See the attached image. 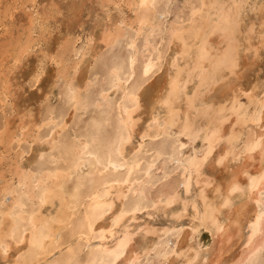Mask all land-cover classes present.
Masks as SVG:
<instances>
[{
    "label": "bare ground",
    "instance_id": "1",
    "mask_svg": "<svg viewBox=\"0 0 264 264\" xmlns=\"http://www.w3.org/2000/svg\"><path fill=\"white\" fill-rule=\"evenodd\" d=\"M99 1L97 3H101V5L111 4L121 13H123L122 9L125 8L126 12L129 13L121 16L112 24L104 26L101 33L98 34V41L105 50H109L114 44L121 41L127 52L123 56L107 57L94 47L96 51L90 50L89 57L92 62L90 70L96 69L94 65H96L97 56H104L108 68L99 67L101 74L95 71L92 73L93 77L99 75L100 81L103 82L104 76L111 71L115 59L122 75L134 72L136 81L146 79L148 83L153 75L161 70V67L163 69L162 61L165 58L164 54L167 47L173 48L171 56H167V68L163 74L162 83L157 81V83L159 82L157 85H160L155 87L153 92L155 113L159 118L160 126L159 128L156 125L150 126V120L153 118L152 105L144 109L141 105L140 108L131 113L132 118L137 121L136 124L126 130L120 120L121 110L115 107L120 105L124 97L123 91L108 90L107 95L110 99L107 103L96 105L95 96L99 95V91L95 89L92 107L96 111V116L90 115L92 117L88 121L85 119L82 126L73 125V121L78 118L77 115H80L81 112L83 114L84 111L77 112L74 107H68L63 101L67 110H71L70 118L67 117L71 120L72 125L64 121L65 111L56 113L52 107L48 106L47 111L44 109L46 113L43 119L38 120L39 123L34 120L35 122L29 126L30 128L27 124L25 127L23 121L21 122L23 118L19 120L17 125L15 124L16 128L13 132H10V129L13 130L14 128L7 127L9 124L7 122L0 127V243L9 246V252L13 251V254L11 252V255L8 254L7 261L9 264H110L114 260L110 253L114 249L120 248L122 241L126 243L124 247L120 248L121 255L119 259L115 260V264H118V260L120 264L121 262L123 264H136L139 258L148 255L153 249L155 251L152 252L162 256V259H166L169 253L162 246L157 248V242L161 236L173 231L175 225L164 228L161 226V229H157L150 227L151 225L148 226L147 223L142 224V228L132 223L137 220L136 214L138 212L150 207L156 212L160 211L169 215L174 220L188 216V219L190 218V224H188L191 236H194L200 227L210 231L211 235L214 236L220 231L215 225H220L223 230L217 235L220 240L217 239L216 245L220 244L222 247L218 245L217 253L215 252L214 255L210 250L213 258L206 260L209 262L207 264L221 262H219V256L222 254L218 255V253L225 249H223V245L226 247L225 243H229L228 241L233 237L239 239L240 235H243L240 234L243 222L249 231L243 245L248 247L252 244V246L248 247L246 253L242 250L244 255L241 251L240 256L242 257L236 264H264V259L261 261L258 259L260 250L264 249V233L261 232L257 223V217L261 211L258 201L262 200V189L259 184L254 191L244 196L242 201L240 199L235 200L231 209H221L217 212L215 224L211 221L202 223L204 200L199 198L202 190L205 197L211 201L215 197L217 188L227 189V179H231L230 172H227L229 173L226 176L227 179L219 182L218 179H215L212 170L219 168L215 161L219 160L221 156L226 155L225 163H228L227 161L235 154L233 153L235 145L240 142V137L243 138L244 133L246 138L241 141L242 163L240 167L232 168L237 173L247 171L248 175L252 177H259L261 173H264L259 146L257 145L254 152L248 151L251 145L260 141L263 133L251 135L246 130L247 136L244 132L246 123H256L259 119V112L264 107V76L261 82L262 90L258 93L256 92L260 85L258 78L256 77L250 82L247 81V75L252 71L251 68L256 63L260 65L259 51L261 49L264 51V39H262L264 0L260 4L257 3L259 5L257 6L256 30H254L255 20V22H243L245 26L241 23L242 20L246 21L243 18L245 14L243 12L246 10L243 11V8L244 5H247V0H182V8L178 14L174 15L173 20L168 25L163 24L162 18L170 13L171 6L169 7V4L173 2L172 0H147L149 7L146 8L139 7L141 0ZM153 3L155 4L154 7L151 6ZM252 4L253 7L256 3L253 2ZM134 5L135 7H133ZM248 5L250 4L248 3ZM51 15L52 13L50 17ZM97 17H99L98 14ZM37 18L29 16L28 25L32 26L33 22L38 20ZM109 18L107 16L108 20ZM106 31L109 33V39L108 42L102 43L105 40ZM31 34V30H28L26 35L23 34L25 35L24 42L20 38H16L13 42H9V39L5 44L2 42L6 52H14L12 61L15 65L20 64L21 60L28 56L34 41ZM41 37L43 38V34ZM89 37L91 36L89 35ZM89 37L84 41L87 49H84L79 56V66L83 63L88 47L92 44ZM157 37L163 41L164 45L163 43L157 45L155 42ZM64 40L58 44L59 47L54 56L59 54L63 61L64 67L61 71H72L68 64V58L71 57L75 63L77 57L69 45L74 47L78 39L72 40L66 37ZM61 44L64 45L63 48H61ZM75 51L79 52L80 49L75 48ZM244 52L249 53V55L246 57L247 61H242L240 64V59L245 60L241 58H245L242 55ZM18 60L19 62H17ZM145 68L148 69L146 78L144 75ZM87 70L89 71V69ZM77 71L72 72L73 82L77 87H82L87 83L89 75L83 76L84 79L81 78L83 81L80 85L74 81L75 76L79 73ZM259 73L258 70L256 74ZM8 87L6 85L2 92L0 90L1 103L7 101L8 90L6 88ZM61 87H63V83ZM169 93L172 94L171 99H169ZM82 95L84 94L82 93ZM242 96L246 98V105L240 102ZM249 106L252 107L251 110L248 109ZM170 108L176 114L177 124L176 127L166 133L163 121L168 116ZM140 109L144 112L139 113ZM89 111L86 113L88 114ZM144 113L146 118L143 120L145 121L142 122L141 126H138L142 118H140V114ZM30 117L29 115L28 118ZM29 120L26 122L29 123ZM197 120L201 121L202 124H198ZM5 121L7 120L5 119ZM185 126L189 132L181 135ZM44 128L50 129L48 133H42ZM214 132H218L216 137H213ZM171 134L175 139L168 142L166 138ZM135 136H138V141L131 148H127ZM180 137L189 140L199 138L201 150L204 151H207L208 141L212 139L214 142L209 156L210 162L201 168L199 178L196 177L194 171L188 173L187 175L191 176L190 181L185 179L184 163L176 162L180 169L181 192L176 191L179 184L177 187L175 186V189L173 188L174 185L169 183L168 185L171 184L172 186H170L171 190L161 191L155 195V198L152 197L154 200L149 202L151 197L146 192L149 193L148 188L150 189L155 180L154 170L157 162L163 157H168L170 162L171 157L177 155L178 150L183 148L181 145L184 146L183 142L179 140ZM153 141H157V143L148 146L141 152L145 143ZM35 143L43 144L45 151L36 149L39 151L35 153V160L33 159L35 166L32 168L31 163H28L30 161H27L28 165L25 167V163L21 160H23L26 151L21 146L26 144L30 147L31 144L35 145ZM13 144L17 148L14 152L12 151ZM111 146H115L119 151L112 152L111 160H109ZM194 154L197 153H189L185 157L182 156L183 158L178 155V161L184 162ZM236 156L234 155V159ZM164 164L161 163L162 176L167 177L176 168L164 169L166 166ZM205 167H209L210 170L204 169ZM238 180L242 185L248 183V177L242 174L238 176ZM185 184H189L187 193L184 189ZM206 184L212 186L206 187ZM174 193L179 198L169 205L168 199ZM224 195H227L226 191H224ZM248 202L255 203V208L249 212L250 215L247 210L249 208V206L247 207ZM230 210V213L223 212ZM142 212L144 213V211ZM146 213L149 215V212L146 211ZM104 221L106 224L102 223ZM250 225H256L255 229L251 228ZM139 231H141V239L143 238V240L144 236H149V234L155 238L144 242L142 245L138 243L139 245L134 246L131 241L136 232ZM177 231L179 230L175 232ZM214 239L216 237L213 238V241H215ZM184 246L181 245L175 253L176 257H180L182 261L176 259L178 262H173L174 260H171V264L179 262V264H192L195 260L199 262L198 257L200 258V254H203H199V248ZM189 251L192 252L188 254ZM237 259L235 260L237 261ZM0 260L4 264V258H0ZM203 261L205 262V260Z\"/></svg>",
    "mask_w": 264,
    "mask_h": 264
},
{
    "label": "rangeland",
    "instance_id": "2",
    "mask_svg": "<svg viewBox=\"0 0 264 264\" xmlns=\"http://www.w3.org/2000/svg\"><path fill=\"white\" fill-rule=\"evenodd\" d=\"M172 1L173 2H171L169 4V7L171 6L170 7L171 10L169 9L171 14L169 13L166 17L162 18V21L164 22L163 23L164 25H168L173 20L174 15L178 14L179 10L182 8V4H183L182 0H172ZM262 1L263 0H261V1L260 0H247L246 1L247 5H244L245 9L243 8V11L246 10L245 12H243V13H245L243 15V18L247 22L242 20L241 23H242L243 26H245V23H248L249 21H253V22L256 21L255 22L256 24L254 26L255 27L254 30H256V28H257V19L256 18H258L257 6ZM97 2H100V1L99 0H18V1L17 0H0V45H2V46H0V56H1L0 57V90H1V92L3 91V89H4V87L6 85L9 86L8 88H6V90H8V94H7L8 97L6 98L7 101L5 100L6 102H4V103L0 102V123H1L0 127H2L5 124L9 123L7 127H9V128L12 127V129L14 128L13 130L10 129V132H13L15 130V128H16L17 123H19V120L22 119V118L23 119L21 120V122L23 121L22 123H24V126L26 124H27L28 127L30 125L32 126L33 122H35V121H36V123H39L40 119H43V117H44V115H45V113L47 111L46 109H47L48 106L52 107L53 110L56 113H60V112H64L65 111V115L66 116L64 115V121L68 122L67 124L72 125L71 120L68 119V117H67V116H69V118H70V116L72 114V113H70L71 110L70 109L67 110L66 104L61 99L60 88H62L61 87L62 83L60 84L59 87H53V85L56 84V79H55V75H54L56 73V68H55L54 65H52L50 60H49L50 64L48 63V67L44 71V73L42 74V77H41L42 85L39 86V87L36 86V85H33V87L31 89L27 90V93L24 94L23 97H21L19 95V93H20V90H21L22 86H26L27 83H28V80L31 78L30 73L34 72L36 67H37V65L40 63V61L44 59L43 56H48V57L54 56L55 53H56V50L59 47L58 44L63 42V40L66 39V37H69L72 40L78 39L77 40V44L76 43L74 44V47L76 49H81V48L87 49L86 43L84 41L86 40V38L89 37V35L91 36V43L92 44L93 43L96 44L95 46H93L94 44L93 45L90 44V46L88 47V52L86 54L87 55V59H86V55H85V57H84V59L82 61L84 64L81 63V65H80V68H82V69L80 71V68H79V70H78L79 73L77 71V73L79 75L77 74V76H75V80L74 81L76 83L80 84V85H81V82L83 81L84 77L88 76L90 72L93 73V72L97 71L99 74H101V71H100L99 67L98 68L96 67V69L93 68L92 70H90V65L92 64V62L90 61V57H89L90 56V52H91L90 50H92V49L95 50L94 47H96L97 51H100L102 54H105V56H107V57L108 56H117V55H120V56L122 55L123 56L124 54H126L125 52H127V49L123 46V43L121 41L116 43V44H114L109 50H105V48H103L102 44L98 41V36H99L98 34H99V32L101 33V31L104 28V26L112 24L113 22H115L121 16L128 15L129 13L126 12L127 10L125 8L122 9L123 13H121L119 9H117L114 6H112L111 4L110 5H107V4L106 5L105 4L101 5V3H97ZM253 2L256 3V4L252 7L251 5H253L252 4ZM248 3L250 5H248ZM257 3H259V4L257 5ZM51 7H53V8L51 9ZM50 10H52V12H50ZM51 13H52V15L50 17ZM97 14H98L99 17H97ZM29 16L30 17L31 16L32 17H36V18L38 17L37 18L38 20H35L34 21L35 23L33 22L32 26L28 25ZM70 16H72L73 19L79 20V22H80V23H78L76 25V27L72 31H70V27H71V24H70V21H69V17ZM107 16L110 17L109 20L107 19ZM254 16H256V17H254ZM39 17L41 18V20H44V21L39 20L40 19ZM243 22H245V23H243ZM39 23H41V24L39 25ZM104 23H106V24L104 25ZM243 26H241L242 29H243ZM25 29H26V31H25ZM28 30L32 31L31 37L34 38L33 39L34 40L33 44L30 47V51H29L28 56L23 58L21 60L20 64L15 65L13 63V61H12V56H13L14 52H12V53L11 52H6V48L3 47V45L5 43H7V41L9 39H10L9 42H13L16 38H20V40H22L24 42L23 39H25V35H26V32ZM24 33H25V35H23ZM42 34H43V38L41 37ZM95 41H96V43H95ZM155 42H157V45L159 43L162 45V43H163V41H160V39L158 37L155 38ZM163 45H164V43H163ZM172 50H173L172 47L171 48H170V46L167 47V49H166L167 53L165 52V54H164L165 58L163 57L164 59L162 61L163 69L161 67V70H159V72L156 73L157 75L154 74L153 77L151 78V80H149V82L147 83L148 86H150V84H151V89L153 90V92L155 90V87H158L160 85V84L157 85L159 83V82L157 83V81H160V83H162L163 74L165 73V69L167 68V65H166V62L168 60L167 58L171 56V51ZM5 52H6V54H5ZM259 52H260V54H259L260 55V57H259L260 60L259 59L258 60L260 61L259 62L260 65H258V63H256L257 66L256 65L253 66L251 68L252 71L249 72L248 75H247V77H248L247 81H249V82L253 81L256 77L258 78V81H259L258 83L260 85H259V90L256 89L257 93H258V91L262 90L261 82L263 81V76H264V51H263V49H261ZM6 55H8L9 57L6 56ZM242 55H244L245 58L241 57ZM242 55L240 57L245 59V60L240 59L241 60L240 64L242 63V61L243 62L247 61L246 57L249 55V53L244 52V53H242ZM5 56H6V59L4 58ZM73 59H75V58L73 57ZM258 60H257V62H258ZM87 69H89V71ZM253 69H254V72H253ZM257 69L260 71L259 74H256V73H258ZM262 70H263V74H262ZM161 74H162V76H161ZM81 78H83V79L81 80ZM160 78H161V80H160ZM259 78H260V80H259ZM153 79H154V81H152ZM242 82H243V80H242ZM94 90L95 89H93V92H94ZM53 92L55 93L54 96L52 95ZM45 94H47V95H45ZM261 95H262V93H261ZM261 95H260V97H261ZM48 96L51 97V99L50 100H46L44 102V105H45L44 108L41 109L42 98L43 97H48ZM0 98H2V97H0ZM59 102L62 103V104L60 105ZM240 102L242 104L246 105V98L244 96H242L240 98ZM6 106H8V107H6ZM64 106H66V107H64ZM142 108L143 109L145 108L143 104H142ZM251 108H252L251 106L248 107L249 110H251ZM93 110H94V108L91 106L87 110V111H89L88 114L86 113V111L83 112L84 115L81 112L80 115H77L78 118L74 119L73 125L77 124L79 126H82V124L85 122V119H86V121H88V119H90L92 116L93 117L96 116L95 115L96 111L95 110L93 111ZM140 110H139V113H141V112L143 113L144 112L143 110H141V111ZM18 111H19V114H18ZM260 111L261 112H259V119L256 122L258 124L251 123V122L246 123L247 125L245 126V129H244V132H246V134H247V131H249L248 134H251V135L253 133H259V132L263 133V135H264V107H262V109ZM42 112H44V113H42ZM262 112H263V114H262ZM145 113L142 114V115L140 114V118L141 117L142 118L139 121L138 126H141L142 122L145 121V120H143L144 118H146ZM28 114L31 116L30 118H28V116H29ZM90 115H92V116H90ZM13 116H15V117H13ZM66 117H67V120L65 119ZM4 118L7 121H5ZM262 118H263V120H262ZM29 119H31V120H29ZM8 120H10V121H8ZM26 120L27 121L29 120V123L26 122ZM196 122H198V124H200V125L202 124L201 121L197 120ZM198 124L196 123V126H198ZM261 125H263V126H261ZM27 126H25V127H27ZM49 130H50L49 128H44V129H42V133L46 134V133H48ZM248 134H247V136H248ZM172 135L173 134H171V136L166 138V140H168V142H171V141H173L175 139V137L172 136ZM243 138L244 139L246 138L245 133L243 135ZM243 138L240 137V142L237 143L235 145V147H234V150H233L234 152L233 153H235V154H233V153H232L233 155L231 154L233 156L232 157L233 159L230 157L231 155L229 156L231 158L229 161H227L228 162L227 165H228L229 169L228 170H224V169L222 170L221 168H217L216 167L217 169L212 170L213 171L212 172L213 175L216 177L215 179H218L219 182H223L224 181L223 179H225L224 177H226L229 174L227 172H230L229 171L230 169H233L235 167L236 168L240 167V165L242 163L241 161H242V158H243V153H242V150H241V147H242V142L241 141L244 140ZM179 140L181 142H183L185 147L183 146V148H180L179 149L180 151L178 150V152L176 153L177 155H174L173 157H171V159H170L171 161L170 162H169L168 157H163L162 159H160V161L157 162L156 168L154 170V173H155L154 174V178H155V180H154V182H152L153 185L150 186V189L148 188L149 193L146 192V194L151 197L150 198L151 200L149 202L154 200L152 197L155 198L156 197L155 195H157L161 191L171 190L170 188L172 186H171V184L168 185L169 183H172V185H174L173 188H175V189H176L177 185L179 184V186H178L179 188H177L176 191L177 192H181V188L182 187H181V185L179 183L180 182V176H179L180 169L178 167L179 165H177V163H176L178 161V159H179L178 155H179L180 158H183V157L187 156L189 153H192V152H196L197 154H199L200 150L202 149L201 142H200L199 138H196V140H191V139L189 140L188 138L180 137ZM137 141H138V136L133 137V139L130 142V145H128L127 148H131L132 146H134ZM156 143H157V141L145 143V145L143 147V150H141V152H143L145 149H147L148 146L155 145ZM21 147L26 151V153L23 156V160H21V162H24L25 164L24 163L23 164L26 167L28 165L27 161H30L28 163H31L30 165L33 168L35 166L34 165L35 163L33 162V159L35 160L34 157H36L35 153H37V151H39V150H44L45 146L43 144H41V143L40 144H36L35 143V145L31 144L30 147L27 146L26 144H23ZM15 148H16V146H15V144H13V146H12V151L13 152H14V150L15 151L17 150V148L16 149ZM28 148H30L29 149L30 151L28 150ZM36 149H39V150H36ZM0 151H1V149H0ZM13 152H11V153H13ZM237 152H238V154H237ZM239 154H241V155H239ZM234 155H237L235 157V159H234ZM165 159H167V160H165ZM162 162L165 163L164 165H166L164 169H166L168 167H171V168L175 167L176 168L173 172L169 173L170 177L169 176H167V177H163L162 176V171H163L162 168H161V166H162L161 163ZM209 167H211V166H209ZM209 167H205L204 169L207 168L208 170H210ZM173 174H175V175H173ZM178 176H179V178H178ZM161 179H163V180H161ZM175 183H177V184L175 185ZM192 192H193V190H192ZM190 194H193V193H190ZM261 194H262V191H261ZM261 194H260V196H261ZM263 198L264 197L261 196V199H263ZM253 203L252 202H250V203L248 202V204H247V207L248 206H249V208L251 207L250 209L247 208L248 214H249V212H251V210L253 211V209L255 208V203L254 204ZM149 208H146V210L145 209L142 210V211H144V213L142 211L138 212L136 214L137 220H135L132 223L135 224V225H139L140 228L143 227L142 224L147 223L148 226L151 225L150 227H156L157 229H161L162 228L161 226H163V228H164V227H168L170 225H175V229L179 230V231L175 232L176 231L175 229L173 231H169V232H167V234L161 236V238L157 242L158 243V245L156 246L157 248L162 246L169 253L166 256V259L165 258L162 259V256L156 255L154 252L151 251L148 255L139 258V260H138V262H136V264H171L173 260H174L173 262H175L177 260L178 261H180V260L182 261V259L180 257H176V255H175V253L177 252V249L181 245L182 246L185 245L184 247H190V248H196V249L199 248L198 249L200 251L199 254L203 253V254H200V258L203 257V259H200L198 257L199 262H198V260H195L194 262L196 264L197 263L198 264H207V263H209V262H207L209 260V258H213V257H211V253H213V255H214L215 252H216V249H218L219 246L222 247L220 244H218L219 246L216 245L217 244L216 242H218V240H220V238H218L217 235H219L221 233V231H219L218 234H214V236H213V235H211L212 233L210 231L204 229L203 227H200V228L197 229V232L194 234V236H191V234H189L190 233V226H189V224H190L189 223L190 222L189 219L190 218L188 219V216L180 218L179 220H174V219L170 218L169 215H167V214H163L160 211L156 212L152 208H150V209ZM146 211L149 212L148 213L149 215H147ZM189 212H188V214L191 213V212L190 213ZM223 212L230 213L231 210L230 211H223ZM222 217H223V215H222ZM220 219H222V218H220ZM194 222H196V221H194ZM102 223L106 224V221H104ZM241 229L242 230H240V234H243V235H240L239 239H236L235 237H233L231 239L233 241V243H232L231 240L228 241L229 243H225L226 247H230V248L227 249L225 247V245H223V249L225 248L226 250L224 249L225 251L222 250V251H220V253H218V255L222 254L221 256H219V262L221 261L222 263L220 262L218 264H229V263H231V264L235 263L236 264L237 262L240 261V259L242 257V256H240L241 251L243 250L246 253L248 251V247L252 246V244L249 245L248 247L247 246L244 247V245H243L245 243V241H246V238H247V235H248V232H249L248 229H247V225L244 224L243 222H242ZM140 232L141 231L136 232L137 235L136 234L134 235L133 240L131 241L132 245L136 246L138 243L139 244L141 243V245H142L144 242H148V240H152L153 238H155V236L149 234V236L146 235L147 238H146V236H144L145 238L143 240V238L141 239V233ZM214 237H216V239H214L215 241H213ZM169 241H170V243H169ZM234 241H235V243H234ZM238 241H239V243H238ZM241 247H243L244 249L246 247L247 248H246V250H244ZM174 249H175V251H174ZM210 250H211V253H210ZM243 251H242V254L244 253ZM10 252L12 253L13 251H10ZM10 252H9V254H10ZM191 252L192 251H189L188 254H190ZM205 254H206V256H205ZM204 256L206 257V259H205ZM208 256H210V257H208ZM237 256H240V257H237ZM259 256H258L259 261L264 259V257H262V256H264V249L263 248H262V250H260V255ZM235 257L238 258L237 261L235 260L236 259ZM202 260H205V262L204 261L202 262ZM118 261H117V263L120 264L119 263L120 261L119 262ZM159 261H160V263H159ZM194 262L192 264H195ZM2 263H3V261L0 260V264H2ZM179 263H176V264H179Z\"/></svg>",
    "mask_w": 264,
    "mask_h": 264
},
{
    "label": "snow or ice",
    "instance_id": "3",
    "mask_svg": "<svg viewBox=\"0 0 264 264\" xmlns=\"http://www.w3.org/2000/svg\"><path fill=\"white\" fill-rule=\"evenodd\" d=\"M152 7L155 6L153 3L151 5ZM135 7V5L133 6ZM140 8H146L149 7V4L147 3V0H141L139 4ZM74 15V14H73ZM69 21L71 24L70 31H72L76 25L79 23V20L73 19L72 16L69 17ZM122 26V25H121ZM262 29H264V25H262ZM91 40V37H89ZM109 39V33L105 32V40L102 41L108 42ZM262 39H264V31H262ZM64 45L61 44V48H63ZM70 48H72V51L77 57V61L73 63L71 60V57L68 58V64L71 66L72 71H61V69L64 67L63 61L61 60V57L59 54L52 57H47L40 61V63L37 65L34 72L30 73L31 78L28 80V83L26 86H22L19 95L23 97L24 94L27 93L28 89H31L33 85L41 86L42 85V74L48 67L49 60L51 61L52 65L56 68L55 73V79L56 84L53 85V87H59L61 83H63V87L60 88L61 93V99L68 105V107H74L77 112L79 111H87L89 107L93 106L92 101L95 93L93 92V89H98L99 95L95 96V104L96 105H102L107 103V101L110 99L107 95V91L111 89H116L123 91L124 97L121 100L120 105H116L115 107L119 108L121 110V116L120 120L121 123L124 124L125 129H130L132 126L136 124L137 121H135L132 118L131 113L135 112L138 108L141 107L143 104L145 108H147L149 105H152L153 107V118L150 120V126L156 125L157 128L160 126L159 118L156 116L155 113V104H154V94L153 90L150 86L147 85L146 79H141L139 81L135 80V75L133 73H127L122 75L121 69L118 66V63L115 62L111 68V71L107 73V75L104 76L103 82L100 81L99 75L93 77V74L89 73V78L87 80V83L83 85L82 87H77V85L73 82V75L72 72L79 70V56L84 51L83 48L80 49L79 52L75 51V48L70 44ZM19 62V60L17 61ZM94 67H103L105 69L108 68V65L105 61L104 56H97L96 57V65ZM145 78L148 75V69L145 68L144 71ZM82 93L84 95H82ZM52 95L54 96L55 93L53 92ZM171 93H169V99H171ZM51 97H43L41 102V109L44 108V102L46 100H50ZM164 128L166 130V133L168 130L176 127L177 124V117L175 112L170 108L169 114L167 117H165L164 121ZM189 132V129L187 126H185L184 132L181 133V135L187 134ZM218 132L213 133V137H216ZM129 135L131 133L129 132ZM159 138V137H157ZM231 140V137H229ZM213 140L210 139L208 141L209 147L207 151L201 150L199 154H194L186 159V161L181 162L177 161V163H184L185 165V179L188 181L191 180V176L187 175L188 173L195 172V175L197 178L201 175V168L206 164L209 163V156L212 152V146H213ZM257 145L259 146L261 157H262V164H264V135L261 136L260 141H257L255 144L251 145L248 149L250 152L256 151ZM87 147V146H86ZM183 147V145H181ZM119 150L115 146H111L110 154H109V160H111V153L112 152H118ZM227 159V156H221L219 160L215 161L216 166L223 169H228V165L225 163ZM114 167L115 165H110ZM231 179H227V189H216V194L213 200L209 201L205 195L203 190L200 192V199L204 200V215L201 218L202 223H205L207 221H211L213 224H215L216 220V213L219 212L221 209L229 210L234 206L235 200L240 199L243 200L244 196H247L250 192L254 191L259 184V186L262 189V197H264V173H261L259 177H252L249 176L247 171H244L243 173H237L234 169H230ZM242 174L246 177H248V183L246 185H242L239 180L238 176ZM125 183H128V181H125ZM206 187H211V184H206ZM185 192L187 193L189 190V184L184 185ZM224 191L227 192V195H224ZM179 197L174 193L172 196L168 199V204L170 205L174 201H176ZM187 203V202H186ZM258 206L260 207V215L257 217V223L260 226L261 232L264 233V199L261 201H258ZM195 210V208H194ZM220 231L223 230V228L216 224L215 225ZM251 228L255 229L256 225H250ZM251 240V237H249ZM124 241L121 242L120 248L125 246ZM120 248L114 249L112 253H110L111 256L114 257V260L110 262V264H115V260L119 259L121 255ZM152 251H155L153 249ZM9 254V246L6 244L0 243V258H4V264H9L7 261V257ZM19 259V258H17ZM123 264V262H121Z\"/></svg>",
    "mask_w": 264,
    "mask_h": 264
}]
</instances>
